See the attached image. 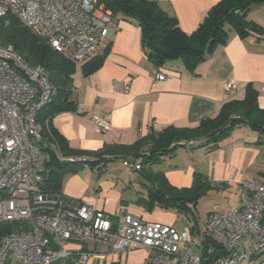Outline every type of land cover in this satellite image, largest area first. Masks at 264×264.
<instances>
[{"label": "crops", "instance_id": "0c3cea01", "mask_svg": "<svg viewBox=\"0 0 264 264\" xmlns=\"http://www.w3.org/2000/svg\"><path fill=\"white\" fill-rule=\"evenodd\" d=\"M219 1L159 0V5L175 17L184 32L191 34ZM248 16L264 28V3L253 4ZM96 54H104L101 66L89 74H83L79 68L73 77V99L77 110L58 112L51 120L52 127L76 151V155L66 157V160L73 157L95 160L107 149L135 143L151 129L194 127L205 118L215 117L229 99L243 98L248 84L258 90L259 106L264 109V32L242 37L230 28L227 41L218 45L190 72L181 59L155 64L143 46L138 22L118 17L113 19L107 37L85 60ZM158 72L166 75L161 82L155 81ZM229 80L237 86V94L233 97H229L225 90V83ZM91 112L108 116L111 128L96 130L89 115ZM197 143L194 140L180 145L175 164L162 172L173 186L179 188L191 186L196 172L217 185L218 188L209 192L213 198L208 214L238 206L241 181L264 179V134L249 125L236 127L214 149L196 146ZM51 149L60 160L65 159L57 145H51ZM156 167L155 164L153 168ZM84 176L81 172L67 174L61 191L111 213L115 219L131 211L145 220L172 224L164 214L147 212L136 198H132V190L128 191L124 184L120 186L122 178L109 175L99 180L98 177L97 183L92 184ZM67 247L73 250L83 247L97 254L85 264H116L118 259L124 258L122 254H114L110 245L92 239L71 240ZM242 248L248 253L244 263L251 257L264 260V249H256L249 240ZM137 255L138 259L132 263L128 259L126 263L140 264L145 256L144 250L139 249ZM58 264L80 263L77 255L72 254Z\"/></svg>", "mask_w": 264, "mask_h": 264}, {"label": "built area", "instance_id": "2783aa9c", "mask_svg": "<svg viewBox=\"0 0 264 264\" xmlns=\"http://www.w3.org/2000/svg\"><path fill=\"white\" fill-rule=\"evenodd\" d=\"M15 15L35 34L79 67L109 34L112 10L100 0H0V18ZM166 78L163 72L155 81ZM229 97L237 94L233 80L225 83ZM46 69L30 64L11 44L0 42V225H10L0 238V264H58L76 254L85 264L94 252L67 242L92 239L111 246L114 254L143 248L142 264H206L190 245L186 230L145 220L131 211L121 218L44 186L47 142L37 117L57 95ZM96 130L111 128L108 116L89 113ZM185 143V142H180ZM53 147L56 145L52 144ZM81 158L73 157L78 161ZM129 169L140 162L123 160ZM238 206L212 211L206 233L222 244L226 254L212 264H264L248 257L246 240L264 249V179L243 180ZM116 264H121L118 259Z\"/></svg>", "mask_w": 264, "mask_h": 264}, {"label": "trees", "instance_id": "16d2710c", "mask_svg": "<svg viewBox=\"0 0 264 264\" xmlns=\"http://www.w3.org/2000/svg\"><path fill=\"white\" fill-rule=\"evenodd\" d=\"M112 10L113 19L118 17L132 18L141 27L142 42L149 58L157 65L169 60L181 59L185 68L192 72L218 45L227 41L230 28H234L242 37L263 33L264 28L249 18V10L253 4L264 3V0H220L215 4L203 22L191 34L184 32L175 17L165 12L159 0H100ZM0 42L11 44L30 63L43 66L57 87L56 97L45 105L38 113L37 120L43 128L47 142H42V149L48 153L45 162L44 186L61 190L63 178L68 173L77 171L82 162L90 165L105 166L106 159L133 158L140 162L139 169L145 180L153 186L149 188V198L143 204L152 209L155 206L177 207L180 211L196 207L199 200L211 190L218 188L211 184L207 176L196 172L189 187L173 186L162 171L152 168L165 155H169L177 146L189 141H198L196 146H208L214 149L219 142L230 136L232 131L241 125H249L252 129L264 134V109L259 106V92L248 84L243 98H232L226 101L215 117L203 119L194 127L169 126L161 131L150 130L148 134L135 143L119 148L107 149L95 160H66L76 155L67 140L62 137L51 124L52 117L61 111L77 110L73 99L74 75L80 68L83 74H89L99 68L104 54H96L82 62L79 67L75 62L53 49L42 37L24 26L13 14L0 18ZM59 147L65 159L59 160L51 149V145ZM101 168V167H100ZM141 203V200H137ZM264 223V210L262 216ZM10 225H0V238L7 233ZM197 229V230H195ZM197 233V225L191 226ZM201 256L206 264L226 254L224 247L216 239L203 230L199 242ZM7 264H12L10 261Z\"/></svg>", "mask_w": 264, "mask_h": 264}, {"label": "rangeland", "instance_id": "374dc122", "mask_svg": "<svg viewBox=\"0 0 264 264\" xmlns=\"http://www.w3.org/2000/svg\"><path fill=\"white\" fill-rule=\"evenodd\" d=\"M225 139V138H224ZM223 140V139H222ZM221 140V141H222ZM220 141V142H221ZM181 146H177L169 155H165L163 157V159L156 164V168H152L154 171L155 170H159L162 171V169L168 167V166H172L175 164V161L177 160L175 155L177 154V152L180 150ZM57 159H61L59 156H57ZM113 162V163H112ZM182 163V162H181ZM186 161L182 164H185ZM81 167H79V169H77V171H73V172H81L83 174H85L84 177H86L87 180H89L90 183H97V178L99 177L100 179H105L106 177H109V175H111L110 177L117 179L118 178H122L121 180H119L120 182V186L126 187V189L132 190V194L134 195V197L132 198H136L137 200H141V206L149 213H158L161 214L165 217H168L172 220V224L173 226H175L176 228H178V230H186L188 231L189 235H190V245L191 247L195 250L196 253L201 254V249L199 247V242L200 239L202 238V233H203V226L205 224V219H207L206 217L208 214V210L211 207V195L208 193L205 196H203L196 207H192L193 209V214L194 216L197 217V222H194V217L191 214L192 212H190V210H185V211H180L179 209H177V207H160V206H155L152 209L147 208L142 202L143 200L149 198V195L147 194L149 191V188H153V186H151L150 182L148 180H145L142 176V174L140 173L139 170L136 169H129L126 165H124L123 160L121 158H117L115 160H108L106 159V165L109 166V168L107 169L106 166H99V165H95L92 166L90 165L88 162H82ZM200 167V165H198ZM101 167V168H100ZM69 174V173H68ZM99 184V183H98ZM96 187L98 188V185H96ZM91 190L93 192V189L91 187ZM137 192V193H136ZM127 195V193H126ZM210 202V203H209ZM169 215V216H168ZM209 215V214H208ZM161 221V220H159ZM164 222V221H162ZM197 225L199 232L197 233V231L194 232L191 231V226L192 225ZM197 230V229H195ZM194 236V238H193ZM139 249L144 250L145 252V256L142 259L141 263L143 262V260L145 259V257L148 255L147 250L143 249V248H137V249H133L127 252H124L122 255L124 256V258H122L121 260V264H127V260L129 259V262H133L135 259H138V252ZM138 250V251H137Z\"/></svg>", "mask_w": 264, "mask_h": 264}]
</instances>
